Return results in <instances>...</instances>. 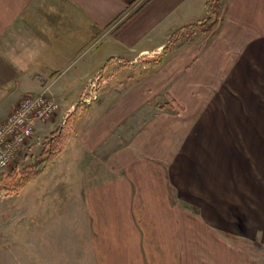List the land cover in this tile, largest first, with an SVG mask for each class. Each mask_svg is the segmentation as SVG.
<instances>
[{
	"label": "crops",
	"instance_id": "crops-1",
	"mask_svg": "<svg viewBox=\"0 0 264 264\" xmlns=\"http://www.w3.org/2000/svg\"><path fill=\"white\" fill-rule=\"evenodd\" d=\"M207 1L0 0L2 117L25 94L49 86L61 103L52 128L71 123L69 141L40 177L55 196L66 192L61 198L70 199L64 204L75 215L67 243L74 252L58 261L59 255L56 264H255L254 251L234 243V213L201 193L192 203L191 189L176 184L183 145L173 142L175 121L159 113L190 100L192 81L211 83L222 68L198 62L199 77L192 80L183 64L189 77L177 83L167 77L159 104L158 84L165 78L156 72L177 65L134 62L160 54L174 31L204 19ZM225 1L213 31L195 34L213 35L220 53L246 54V70H258L264 62V0ZM100 73L107 79L97 99L78 105ZM80 245L86 252H79Z\"/></svg>",
	"mask_w": 264,
	"mask_h": 264
},
{
	"label": "rangeland",
	"instance_id": "rangeland-1",
	"mask_svg": "<svg viewBox=\"0 0 264 264\" xmlns=\"http://www.w3.org/2000/svg\"><path fill=\"white\" fill-rule=\"evenodd\" d=\"M225 2L219 0L222 14ZM219 21L220 18L216 25ZM198 35L178 39L172 46L177 45V51L169 58L165 57L167 48H163L160 54L148 59L136 57L134 62L153 66L156 63L149 64L152 61H171L177 65L174 70L156 72L159 80L165 78L158 80L159 104L167 95V87L161 89L167 77L174 78L176 83L189 77L183 66L189 64L192 80L199 77L198 62L208 67L217 63L222 68L219 74L213 72L215 80L211 83L192 81L190 100L177 102L173 110L163 111L167 114L158 112L175 121L171 136L174 143L183 145L180 163L176 165L180 171L175 174L183 182L177 180L176 184L191 189L192 203L199 200L201 193L224 211L228 210L229 215L234 213V226L236 222L239 226L238 233L234 230L238 234L233 237L234 243L248 246L255 253V264H264V62L260 61L258 70H246V54L220 53V47L211 39L213 35L210 38ZM210 42L214 52L208 51ZM176 87L180 91L182 83L178 82ZM77 104L82 103L78 100ZM2 116L0 111V124ZM53 118L35 131L0 173V264H56L59 255L58 261L73 251L67 243L77 227L75 215L72 206L64 204L70 199L61 198L66 192L55 196L48 189L53 185L45 187L40 178L58 156L40 176L23 185L17 180L39 160L45 140L67 123L63 121L52 128ZM68 126L70 138V122ZM4 184L20 186L11 191L3 188ZM63 205L66 208L61 209ZM78 247L79 252H86V246ZM46 257L51 261H46Z\"/></svg>",
	"mask_w": 264,
	"mask_h": 264
},
{
	"label": "built area",
	"instance_id": "built-area-1",
	"mask_svg": "<svg viewBox=\"0 0 264 264\" xmlns=\"http://www.w3.org/2000/svg\"><path fill=\"white\" fill-rule=\"evenodd\" d=\"M104 78L102 73L91 79L79 102L89 104L98 97V86ZM61 109L59 99L47 86L25 96L13 112L0 124V173L11 163L16 152L43 124L51 120Z\"/></svg>",
	"mask_w": 264,
	"mask_h": 264
},
{
	"label": "trees",
	"instance_id": "trees-1",
	"mask_svg": "<svg viewBox=\"0 0 264 264\" xmlns=\"http://www.w3.org/2000/svg\"><path fill=\"white\" fill-rule=\"evenodd\" d=\"M220 17V4L219 0H208L207 1V15L204 19L197 23L190 24L189 26L182 27L172 33V36L169 42L165 45L164 49L171 48L173 44L184 36H193L195 33L199 31L208 32L210 31L217 23ZM156 61H152L151 65L155 64ZM78 106H76L73 113L69 115L76 114ZM68 122V120L66 121ZM69 139V126L66 123L65 126L59 127L56 131L52 133V135L45 140L44 143V151L41 154V157L37 162L27 169L21 177H18L17 180L19 184H24L33 178L40 176L54 161L56 156L62 151L64 146L66 145ZM20 185H8L4 184L3 188L7 190H15Z\"/></svg>",
	"mask_w": 264,
	"mask_h": 264
}]
</instances>
